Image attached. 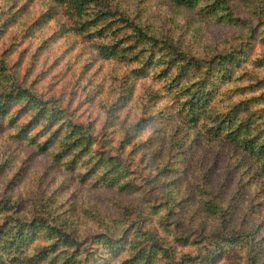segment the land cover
<instances>
[{"label":"rangeland","instance_id":"374dc122","mask_svg":"<svg viewBox=\"0 0 264 264\" xmlns=\"http://www.w3.org/2000/svg\"><path fill=\"white\" fill-rule=\"evenodd\" d=\"M215 1L0 0V95L13 84L41 101H12L0 115V264H161L143 207L156 237L175 230L178 254L218 252L215 242L234 228L257 242L237 240L204 263L248 264L257 243L264 260L263 162L183 121L175 104L198 85L179 72L182 62L161 73L172 61L166 39L198 58L239 52L240 63L210 85L207 109L252 115L253 135L264 138V0H225L229 11L216 14ZM119 13L155 38L137 40ZM74 124L98 143L95 158L67 147ZM50 137L47 150L37 146ZM103 149L124 161L120 181L133 188L105 183L95 165ZM23 227L31 234L16 250L7 237ZM62 233L76 241L74 255Z\"/></svg>","mask_w":264,"mask_h":264},{"label":"trees","instance_id":"16d2710c","mask_svg":"<svg viewBox=\"0 0 264 264\" xmlns=\"http://www.w3.org/2000/svg\"><path fill=\"white\" fill-rule=\"evenodd\" d=\"M176 1L187 6H195L199 2V0ZM245 1L250 2L251 0ZM208 8L210 12H213L215 14L222 10L229 11V7L225 0H216L214 3L208 6ZM117 20L118 22L123 23L124 26H132L133 28H135L133 36H135L137 40L143 38H150L151 40H153V38H155L154 36L149 37L148 33L143 30V27L134 25L131 19L129 17H126V15L124 14L119 13ZM155 44L156 43H154L153 45ZM163 45L169 52H171L172 61L171 63H166V65L162 67L161 73L165 71L168 75L172 68V65L177 64L178 62H182L183 64L179 68V72H181L182 75H186L187 73H189L190 75L194 76L195 81L192 84L198 85V89L196 90L190 89V87L188 88V90L186 91L187 93L183 95L185 100L181 103L180 107L178 105V101L175 104V108L177 110L179 108V114H181L179 116L182 117L183 121L187 124H189V122H197L196 128L197 130H200L201 133L206 132L217 137H223L226 140V143L231 144L237 149L241 150L244 153V157L251 160H255L256 157L259 162H263L262 167L264 169V138L258 139V137L253 135L254 128L251 124L252 115H247L246 118H240L239 115L233 113V111L237 112L235 110L231 111L230 115H222V113L217 111L216 109H210L209 107L207 109V104H209L211 97L210 85H216L215 83L218 79H221L223 76L229 74L232 67H235L240 63V53L237 51L226 54L223 52H212L203 56L202 59L195 57V55L193 54L180 50L175 43H173L172 41L168 42V39L164 41ZM5 74L6 73L4 71V68L0 67V76H5ZM10 87L11 89L9 92H4L2 95H0V109L2 112H4L0 115H6L8 113L9 103L15 100H17V103H19L28 98V101L24 103L23 106L27 105L28 108H32L31 105L40 107L41 101H39L35 97H32L27 89L13 84ZM45 111L46 109L43 110V112ZM52 112H54L55 114H59L58 111ZM58 116L59 115H52V118L54 119ZM261 120V123H258L257 126H262V128H264V118L262 117ZM27 125L28 123L22 125V127L24 129H27ZM135 126H137V128L140 126L143 127V123H140L139 120L135 124ZM70 128V141H67V147L76 151L78 155H81L82 152H84L89 153V159L95 158L94 156H97L98 153V151H96L95 149V144L98 143L93 139V136L90 133L85 132L83 128L80 127V125L74 124ZM200 132L199 134H201ZM50 144H52L51 137L42 144L37 143V146L42 148L43 150H47ZM103 150L107 152V155H98L99 158L97 159L98 161L96 160L95 165L99 166L101 164V166L106 169V173L102 176L105 183L109 185L121 184V188L126 190L133 188L135 185L134 183H132V179L128 178L126 180L120 181L121 177L125 174L124 168L121 164L124 161L118 155H116L117 157L111 155L112 151L110 149ZM175 204L182 206L184 203L183 201H179L177 203H174L173 205ZM4 206L5 205L0 204V210H2ZM165 206L168 208V210L172 209V205H170L168 201L165 202ZM207 210L218 212L217 206L214 204L207 205ZM137 211L138 214H144L143 219L145 225L146 223L150 224L147 209L143 207V209ZM222 221H225V219ZM148 224L146 227L148 231H144L149 233L150 239H153V241L156 243L159 252L161 253V264H203L206 259H208L207 262H210V260L215 261L220 257L228 255L227 246H229V244H232V242L240 239H245L248 243H251L252 241H254L255 243L257 242L255 238L250 237L251 233H248L246 231L238 232L235 231L234 228H232L233 232L229 233L228 235L224 234V237H220L219 241L215 242L218 247V252H214L205 256L198 255L192 257L191 255H188L186 253H177L176 248L172 244V242L175 241L174 229L172 230L173 234L168 233L170 239L165 240L163 237H156L158 234L154 231L155 227L151 225V228H149ZM35 227H37V225H35ZM223 228L227 229L226 226H224ZM30 231L31 230L29 227L27 228V231H25L24 227L22 229H19V233H15L7 237L9 242L8 244L16 250L20 249L24 244H26L28 237L31 234ZM49 231L54 230L49 228ZM62 236H64L63 240L69 243L70 249L73 248V255L75 254V251L80 250L77 248V244L74 239H71V237L67 236L65 233H62ZM153 237H155L156 239H154ZM178 238L183 239L182 236H179ZM224 240L225 244H223ZM108 244H112V242L108 241ZM155 246H153V248H155ZM261 248L262 246L260 243L251 246V249L249 250L247 255L248 264H264V260H260ZM150 252L151 250L146 251L142 256V259L147 260V258L151 256ZM137 261L138 260L133 259L130 264H137Z\"/></svg>","mask_w":264,"mask_h":264}]
</instances>
